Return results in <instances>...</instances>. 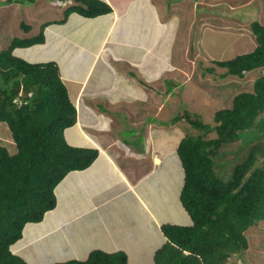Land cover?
I'll return each mask as SVG.
<instances>
[{
	"label": "trees",
	"instance_id": "16d2710c",
	"mask_svg": "<svg viewBox=\"0 0 264 264\" xmlns=\"http://www.w3.org/2000/svg\"><path fill=\"white\" fill-rule=\"evenodd\" d=\"M111 10L104 0H73L56 22L72 12L95 17ZM46 24L30 37L13 36L0 50V121L7 124L15 143L12 153L0 144V264H28L13 248L24 226L39 222L54 208V188L68 172L88 167L98 155L96 148L73 146L64 138V129L75 123L76 108L56 62H29L12 53L16 47L42 43ZM19 25L30 29L26 23ZM249 29L254 48L230 59H215L210 68L221 67V75L241 78L261 69L251 91L237 92L229 107L214 111L211 121L189 112L173 118H183L199 131L182 136L176 147L183 171L178 200L190 223H161L165 240L154 250L152 264H241L240 254L247 248L245 230L264 221V158L255 165L264 155V23L252 20ZM245 137L255 143L240 145L245 147L244 159H220L221 148ZM52 264L128 260L122 250L96 248L84 259Z\"/></svg>",
	"mask_w": 264,
	"mask_h": 264
},
{
	"label": "crops",
	"instance_id": "0c3cea01",
	"mask_svg": "<svg viewBox=\"0 0 264 264\" xmlns=\"http://www.w3.org/2000/svg\"><path fill=\"white\" fill-rule=\"evenodd\" d=\"M104 1L110 5L111 12L95 17L72 12L60 23L56 21L62 16L53 14L48 21L44 19L47 24L42 43L12 50L15 55L18 48L39 45L34 50L36 59L33 57L29 62H56L76 108L75 123L64 129V138L70 145L98 150L88 167L72 170L58 182L54 188V208L39 222L24 226L22 234L28 231L26 242L49 235L53 243L49 249L70 250L67 257L60 258L73 257L82 250L88 254L96 248L127 252L111 236L113 232L125 238L127 233L123 229L127 223L137 230L140 227L145 231L149 227L160 230L161 223H170L174 206L182 208L178 200L181 186L176 185L175 194H171L161 166L169 154L176 153L181 138L176 135L178 127L173 130L171 125L176 122L168 108L171 91L163 89L166 82L171 83L170 50L177 38L174 33L181 14L171 9L170 0ZM218 1L222 0L194 2L214 7ZM248 1L241 0L238 6ZM48 2L52 5V1L45 4L53 11ZM65 7L60 9V15ZM198 13L194 12L193 16ZM203 13L206 14L200 12L198 19ZM32 32L30 28L19 35L30 37L27 35ZM49 50H55L58 55ZM213 60L206 63L212 65ZM194 61L191 57L189 62ZM179 66L184 71H179L178 79H188L190 72L186 65ZM202 66L200 62L201 76ZM150 195L154 198L152 203L148 199ZM79 223L83 227L76 228L82 229L84 235L76 243L66 228ZM107 224L111 227L109 234L104 229ZM20 240L13 244L17 254L16 249L25 244Z\"/></svg>",
	"mask_w": 264,
	"mask_h": 264
},
{
	"label": "rangeland",
	"instance_id": "374dc122",
	"mask_svg": "<svg viewBox=\"0 0 264 264\" xmlns=\"http://www.w3.org/2000/svg\"><path fill=\"white\" fill-rule=\"evenodd\" d=\"M45 1L48 0H0V50L5 48L2 45L8 43V40L10 41L13 36L22 37V34L19 35L23 33V29L18 26L19 22L22 21L31 26V32L33 31L31 35L37 34L40 25L44 24V19L48 21L49 16L53 14L62 16V14H59L60 9L62 6L65 7L68 0H49L52 1V5L50 2L48 3L54 9L53 11L45 4ZM194 1L170 0L169 6L171 9L181 15L177 20V29L174 33L177 38L172 44V50H170V61L173 65L170 73L171 83L166 82L163 89L167 90L169 88L171 91L170 106L168 107L171 118L180 113L182 115V112H190V114H197L200 119L208 122L211 121L212 114L216 109L230 106L234 94L240 91H251L253 80L261 74V69L256 68L245 72L242 78L230 74L224 76L220 74L223 72V68L216 66L210 68L209 63L206 62L212 59H230L237 54L250 51L256 43L252 33H249L250 39L246 40L249 37L248 35L246 37V34L250 32L249 23L252 20L264 23V0H250L247 4H240L239 6L241 0H225V2L222 0L218 1L219 3L214 7L196 4ZM165 5L167 6V4ZM195 10L206 14L203 13L202 17L198 19L200 12L198 13ZM194 12L198 14L193 16ZM200 23H202V26H200ZM31 35L29 33L27 36ZM37 46L39 45L30 49L18 48L15 55L26 61H31L30 59H33V57L36 59L34 50L38 48ZM49 53L55 56L58 55L55 50H49ZM183 53L185 57H183ZM191 57L196 60V63L195 61L189 62ZM37 61L44 62V60ZM200 62L203 65L201 68L203 69V76L199 73L201 71L199 69ZM179 65H186L185 69L188 73L190 72L188 79H178L181 76L179 71H184ZM174 79L177 81H174ZM171 125H174V127L172 126L173 130L178 127L176 128L178 137L199 133L184 119H178ZM248 141V137H245L243 140L239 139L225 145L221 148L220 159L231 160V162L234 161L235 157L244 159L246 156L245 147L255 143ZM243 142H246L245 147L240 146L244 145ZM0 144L5 145L11 153L15 151V143L12 140L10 130L7 124L3 122H0ZM261 146L264 147V144H261ZM169 155V159H165L161 166L162 171H164L165 184L168 185V189L174 195V187L182 185L183 171L177 154ZM263 158L264 155H260L256 159L255 165H260ZM148 199L150 203L154 201L152 195L148 196ZM174 207L176 208L171 210L169 222L173 224L190 223L187 213L182 208L180 209V206ZM102 220L106 221L103 218ZM76 227L83 226H81V223L78 225L70 224L67 226L66 232L72 241L77 243L83 240L84 233L82 229ZM124 227L123 231L127 233L125 238L120 236L117 231L113 232L111 236H114L115 240L127 249V252H125L129 264H152L154 250L164 241L161 231L151 227L146 228V231L142 227L137 230L129 223ZM104 229L106 233H111V227L108 224ZM27 234L28 231L24 235L22 234L20 239L23 241H20L25 244L20 246L19 249L17 248L16 252L28 264H52L55 261L70 258L84 259L87 257V253L82 250L78 255L73 252V257L60 258L67 257L71 253L67 251L70 250L64 248L49 249V246L53 244L49 235L46 238L41 237L39 240L34 238L30 242H26ZM245 235L247 237V248L240 254V259L244 260L241 264H264V221H259L257 224L248 227L245 230ZM87 246L89 244L85 248ZM237 258L238 256L235 257L236 260Z\"/></svg>",
	"mask_w": 264,
	"mask_h": 264
},
{
	"label": "clouds",
	"instance_id": "9594fccd",
	"mask_svg": "<svg viewBox=\"0 0 264 264\" xmlns=\"http://www.w3.org/2000/svg\"><path fill=\"white\" fill-rule=\"evenodd\" d=\"M72 3H73V0L71 1V3H70V4H72ZM70 4H68V5H70ZM68 5H67V6H68Z\"/></svg>",
	"mask_w": 264,
	"mask_h": 264
}]
</instances>
